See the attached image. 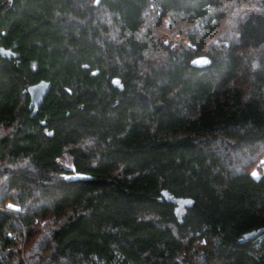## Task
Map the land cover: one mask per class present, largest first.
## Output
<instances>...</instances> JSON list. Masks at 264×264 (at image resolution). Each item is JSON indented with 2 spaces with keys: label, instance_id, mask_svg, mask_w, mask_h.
Here are the masks:
<instances>
[{
  "label": "trees",
  "instance_id": "1",
  "mask_svg": "<svg viewBox=\"0 0 264 264\" xmlns=\"http://www.w3.org/2000/svg\"><path fill=\"white\" fill-rule=\"evenodd\" d=\"M1 46L0 264H264V0H0Z\"/></svg>",
  "mask_w": 264,
  "mask_h": 264
},
{
  "label": "water",
  "instance_id": "2",
  "mask_svg": "<svg viewBox=\"0 0 264 264\" xmlns=\"http://www.w3.org/2000/svg\"><path fill=\"white\" fill-rule=\"evenodd\" d=\"M0 54L1 56L7 58L18 57V53L12 48H5L3 46L0 47ZM50 87L51 83L47 80H41L37 83L29 85V87L27 88V92L30 97V109H33V112H36L40 107L45 96L49 92Z\"/></svg>",
  "mask_w": 264,
  "mask_h": 264
},
{
  "label": "rangeland",
  "instance_id": "3",
  "mask_svg": "<svg viewBox=\"0 0 264 264\" xmlns=\"http://www.w3.org/2000/svg\"><path fill=\"white\" fill-rule=\"evenodd\" d=\"M261 173H264V163L261 164V168H256L254 171H253V174L258 177L261 175Z\"/></svg>",
  "mask_w": 264,
  "mask_h": 264
},
{
  "label": "snow or ice",
  "instance_id": "4",
  "mask_svg": "<svg viewBox=\"0 0 264 264\" xmlns=\"http://www.w3.org/2000/svg\"><path fill=\"white\" fill-rule=\"evenodd\" d=\"M10 208L12 207V206H9Z\"/></svg>",
  "mask_w": 264,
  "mask_h": 264
}]
</instances>
